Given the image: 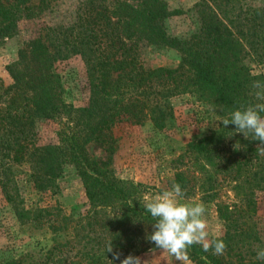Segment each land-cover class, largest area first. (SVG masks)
<instances>
[{
	"label": "trees",
	"instance_id": "trees-1",
	"mask_svg": "<svg viewBox=\"0 0 264 264\" xmlns=\"http://www.w3.org/2000/svg\"><path fill=\"white\" fill-rule=\"evenodd\" d=\"M58 1L0 0V38L11 37L18 20L38 19ZM254 1L201 0L203 31L179 41L169 38L162 26L169 16L164 0H79L68 20L41 24L21 42L16 60L5 66L11 82L0 85V193L20 225L50 235V247L29 264H120L107 252L110 242L121 260L156 248L148 239L154 220L145 209L150 201L144 198L146 187L117 179L109 159L92 160L85 142L108 143L110 155L115 125L148 120L162 129L171 115L167 99L189 91L188 81L213 98L220 120L247 106L248 75L240 81L239 74L227 72L235 60L230 62L227 51L237 50L238 41L253 45L257 39L260 46L252 62L264 63V1L259 6L250 4ZM138 42L174 48L179 66L145 68ZM70 56H79L86 67L89 95L78 108L64 102V81L56 69L57 62ZM57 119L64 120L58 123L57 143L38 145L34 124ZM261 146L236 133L235 125L218 122L207 136L187 146L213 173L203 170L200 179L171 166L163 187L152 188L160 194L179 183L186 201L200 193L203 204L223 188L232 193L234 201L214 203L226 251L213 255L211 249L193 245L188 250L193 264H264L256 258L260 240L253 219L258 194L264 191ZM22 164L25 184L38 194H55L58 172L71 164L83 185V211L65 214L59 206H25L14 169Z\"/></svg>",
	"mask_w": 264,
	"mask_h": 264
},
{
	"label": "rangeland",
	"instance_id": "rangeland-1",
	"mask_svg": "<svg viewBox=\"0 0 264 264\" xmlns=\"http://www.w3.org/2000/svg\"><path fill=\"white\" fill-rule=\"evenodd\" d=\"M79 0L58 1L52 10L45 12L35 20H18L14 34L9 38H0V85L10 84V78L5 66L16 60V52L21 42L32 35L41 24L54 25L69 19ZM169 10V16L163 19L162 26L169 38L179 41L188 40L192 35L203 31V19L200 13L201 0H164ZM264 0H255L251 5L259 6ZM203 11V10H202ZM253 45L245 41H238L237 50L227 51V57L234 64L227 70L228 73L239 74L240 81L248 75L244 85V100L248 104L257 101L254 98L252 83L264 82V63L255 65L252 56L258 53L257 39ZM250 46H252L250 48ZM138 54L142 65L152 69L157 67L174 69L180 64V54L171 47L164 45H146L138 42ZM56 69L64 81L63 100L75 108L82 107L89 95L86 83V67L79 56H70L56 63ZM248 73V74H247ZM189 91L176 94L167 99L171 108V115L164 120L163 127L157 130L146 120L141 125L122 122L111 130L114 139L110 143L112 153L106 151L108 143H96L92 139L85 142V150L94 161L109 159L108 168L119 180L132 184H141L146 187L145 200H152L158 193L152 188H162L165 180L171 176V166L178 170L193 173L196 177H203V170L212 174L208 168L193 154L188 153V144L207 136L217 123L219 108L213 98L196 90L188 81ZM264 115V114H262ZM57 120L37 121L33 130L37 144L55 145L56 132L59 128ZM177 156L182 158L172 165L171 159ZM16 179L22 188L24 205L28 208L59 206L63 213L69 214L72 210L79 213L85 205V195L82 182L75 173L71 164L62 166L55 178L57 190L55 194H38L25 184L23 173L26 165L14 168ZM218 177V176H217ZM218 181L220 180L217 178ZM200 193H196L189 200L201 203ZM234 201L232 193L223 188L215 199L204 204L205 219L208 224L209 240L220 239L223 235L222 222L215 213L214 203ZM256 236L260 240V249L264 248V191L258 194L256 213L254 215ZM51 245L50 235L45 230H38L20 225L13 212L0 193V264H29L38 260ZM141 264H180L174 257L157 248H151L137 255ZM253 258V257H251ZM190 264H193L190 262Z\"/></svg>",
	"mask_w": 264,
	"mask_h": 264
},
{
	"label": "clouds",
	"instance_id": "clouds-1",
	"mask_svg": "<svg viewBox=\"0 0 264 264\" xmlns=\"http://www.w3.org/2000/svg\"><path fill=\"white\" fill-rule=\"evenodd\" d=\"M252 88L257 102L235 109L220 123L224 127L235 125L236 133L243 134L245 139L259 141L262 145L259 148L264 152V82L254 81ZM145 209L154 220L148 239L180 264H190L188 250L193 245H201L205 252L211 249L213 255H223L226 251L227 245L223 240H209L205 205L186 201L185 191L179 183L146 202ZM107 252L113 254L112 262L120 260V264H141V259L131 254L121 260V253L113 251L111 242ZM256 258L264 261V248L257 251Z\"/></svg>",
	"mask_w": 264,
	"mask_h": 264
}]
</instances>
